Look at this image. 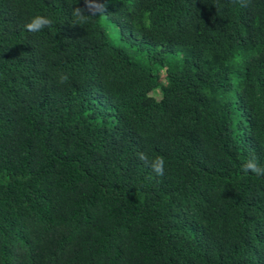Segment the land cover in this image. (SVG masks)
Wrapping results in <instances>:
<instances>
[{
    "label": "trees",
    "instance_id": "trees-1",
    "mask_svg": "<svg viewBox=\"0 0 264 264\" xmlns=\"http://www.w3.org/2000/svg\"><path fill=\"white\" fill-rule=\"evenodd\" d=\"M83 2L0 0V264H264V0Z\"/></svg>",
    "mask_w": 264,
    "mask_h": 264
},
{
    "label": "clouds",
    "instance_id": "clouds-1",
    "mask_svg": "<svg viewBox=\"0 0 264 264\" xmlns=\"http://www.w3.org/2000/svg\"><path fill=\"white\" fill-rule=\"evenodd\" d=\"M243 2V0H241ZM78 4L77 3L75 5ZM106 14V5L103 2H99V0H84L83 6H75L72 8V16L75 19L76 25L86 24L93 16L101 17ZM54 21L41 14H36L31 16L27 22L24 24V28L28 32L37 33L42 31L45 28H50L53 25ZM68 80V76L66 74L60 75V83H65ZM138 158L145 162L146 164H150V167L157 175H163L165 160L162 156H156L151 161H149L148 156L141 152L138 154ZM242 171L245 173L251 172L258 177L264 176V167L259 166L256 162L255 157L249 158L243 165Z\"/></svg>",
    "mask_w": 264,
    "mask_h": 264
},
{
    "label": "rangeland",
    "instance_id": "rangeland-1",
    "mask_svg": "<svg viewBox=\"0 0 264 264\" xmlns=\"http://www.w3.org/2000/svg\"><path fill=\"white\" fill-rule=\"evenodd\" d=\"M108 26L110 27V31H111V33H114V32H115L114 25H112V24H108Z\"/></svg>",
    "mask_w": 264,
    "mask_h": 264
}]
</instances>
